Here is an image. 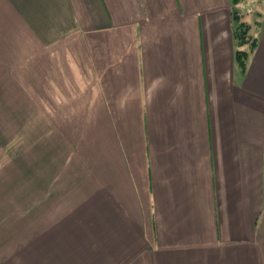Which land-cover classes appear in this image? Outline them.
<instances>
[{"label": "crops", "instance_id": "obj_1", "mask_svg": "<svg viewBox=\"0 0 264 264\" xmlns=\"http://www.w3.org/2000/svg\"><path fill=\"white\" fill-rule=\"evenodd\" d=\"M22 2L44 195L66 194L38 264H264V0L237 6L244 70L231 0Z\"/></svg>", "mask_w": 264, "mask_h": 264}, {"label": "rangeland", "instance_id": "obj_2", "mask_svg": "<svg viewBox=\"0 0 264 264\" xmlns=\"http://www.w3.org/2000/svg\"><path fill=\"white\" fill-rule=\"evenodd\" d=\"M22 5V0H0V264H38L39 254L33 246L44 244L45 234L55 231L57 220L48 202L66 199L60 191L56 196L44 195V176L40 174L44 168L41 154L46 148L40 146L38 64L18 63L19 58H38V35L23 36L24 30H31L26 13L20 10ZM257 6L256 2L248 4L243 22L252 25L256 21ZM7 20L9 29L3 24L8 25ZM254 32V28L249 31L251 36ZM69 165L67 169L73 171ZM48 174L53 177L51 170ZM46 187L48 190V184ZM62 227L60 222L58 228Z\"/></svg>", "mask_w": 264, "mask_h": 264}, {"label": "trees", "instance_id": "obj_3", "mask_svg": "<svg viewBox=\"0 0 264 264\" xmlns=\"http://www.w3.org/2000/svg\"><path fill=\"white\" fill-rule=\"evenodd\" d=\"M242 0H231V30L236 41L234 59L236 66L245 69L249 54L256 47V39L249 34L250 25L242 21V14L238 5Z\"/></svg>", "mask_w": 264, "mask_h": 264}]
</instances>
